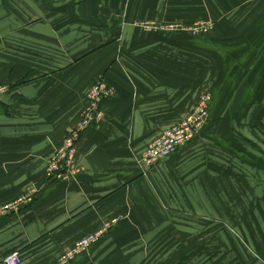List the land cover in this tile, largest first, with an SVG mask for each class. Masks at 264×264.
I'll use <instances>...</instances> for the list:
<instances>
[{"label":"crops","instance_id":"obj_1","mask_svg":"<svg viewBox=\"0 0 264 264\" xmlns=\"http://www.w3.org/2000/svg\"><path fill=\"white\" fill-rule=\"evenodd\" d=\"M150 19L215 27L195 37L137 24ZM101 78L114 94L78 142V174L47 177ZM0 86V203L37 190L0 219V261L17 250L19 264H227L234 250L228 264H264V0H0ZM203 93L202 130L141 166Z\"/></svg>","mask_w":264,"mask_h":264},{"label":"built area","instance_id":"obj_2","mask_svg":"<svg viewBox=\"0 0 264 264\" xmlns=\"http://www.w3.org/2000/svg\"><path fill=\"white\" fill-rule=\"evenodd\" d=\"M206 22H208V20H206ZM159 24L161 30L176 31L180 28V26L176 24L171 26H167L163 23ZM205 24L211 25V23ZM141 25L142 27H152L151 24L147 22H142ZM199 30L201 29L195 26L191 28V33L197 34ZM5 91L6 87L0 86V96ZM113 94V88L102 78L92 84L85 94L86 106L82 110L78 122L66 133L61 145L54 151L47 162V177L62 180H70L76 177L79 172V166L75 161V156L80 136L87 128L99 123L103 119L104 114L101 110V104ZM210 104V94H201L197 104L189 113L177 123L162 130L148 143L139 159L141 166L150 168L158 164L175 154L178 149L195 137L209 118ZM36 191L35 188H30L12 201L0 205V219L17 214L21 209L33 202ZM109 226L110 224H105L102 229L77 240L74 245L63 254L60 261L66 262L86 253L89 248L100 239ZM20 262V252L15 250L4 256L0 264H19Z\"/></svg>","mask_w":264,"mask_h":264},{"label":"rangeland","instance_id":"obj_3","mask_svg":"<svg viewBox=\"0 0 264 264\" xmlns=\"http://www.w3.org/2000/svg\"><path fill=\"white\" fill-rule=\"evenodd\" d=\"M206 20H208V22H206ZM142 22H147L148 24H151V26L152 27H142V25H141V23ZM159 23H163V24H166L167 26H171V25H173V24H176V25H178V26H180V28L178 29V30H176V31H167V30H161L160 28H159V26H160V24ZM205 23H211V25H206ZM139 26H141L142 28H144V29H146V30H152V31H160V32H165V33H184V34H187V35H190V36H195V37H200V36H204V35H207V34H210L213 30H214V27H215V23H214V21L213 20H209V19H198V20H196V21H194V22H192V23H188V24H186V23H184V22H181V21H177V20H168V21H159V20H152V19H150V20H142V21H140V22H138L137 23ZM155 26V27H154ZM195 26H198V28L199 29H201V30H199L198 31V33L197 34H193V33H191V28H193V27H195ZM210 94V93H209ZM211 96V95H210ZM95 125V124H94ZM93 126V125H92ZM204 127V126H203ZM202 127V128H203ZM88 129V128H87ZM200 132V131H199ZM84 133V132H83ZM83 133L81 134V136L83 135ZM66 135V134H65ZM81 136H80V139H81ZM65 137V136H64ZM194 138V137H193ZM192 138V139H193ZM64 139V138H63ZM79 139V140H80ZM191 139V140H192ZM188 142H190V141H188ZM182 148V147H181ZM180 148V149H181ZM180 149H178V151L180 150ZM177 151V152H178ZM176 152V153H177ZM175 153V154H176ZM174 155V154H173ZM172 156V155H171ZM151 168V167H150ZM50 178V177H49ZM55 179V178H54ZM59 180H62V179H59ZM35 199V198H34ZM12 201V200H11ZM34 201V200H33ZM7 202H9V201H7ZM7 202H4V203H0V205H2V204H5V203H7ZM32 203V202H31ZM30 203V204H31ZM29 204V205H30ZM28 206V205H27ZM26 207V206H25ZM24 207V208H25ZM22 210V209H21ZM20 210V211H21ZM19 211V212H20ZM18 212V213H19ZM6 218V217H5ZM2 219V218H1ZM88 235V234H87ZM87 235H85V236H87ZM85 236H83V237H85ZM103 236V235H102ZM101 236V237H102ZM83 237H81V238H83ZM100 237V238H101ZM232 237H234L236 240H237V242H241L242 241V238L240 237V236H236V235H234V236H232ZM81 238H79V239H81ZM233 238V239H234ZM78 239V240H79ZM216 241H217V244H219V243H222V242H225V237L223 236V235H219V236H217L216 237ZM227 246H228V244H227ZM220 248H222V247H220ZM227 254L229 253V252H226ZM21 255V254H20ZM241 257V255L239 254V252H234V250L232 251V253H231V255H230V253H229V260H227L226 262H228V263H230L232 260H236V259H238V258H240ZM221 258L223 259L224 258V256L222 255L221 256ZM75 259V258H74ZM74 259H72V260H74ZM72 260H68V261H66V262H70V261H72ZM66 262H63V263H66ZM227 263V264H228Z\"/></svg>","mask_w":264,"mask_h":264},{"label":"trees","instance_id":"obj_4","mask_svg":"<svg viewBox=\"0 0 264 264\" xmlns=\"http://www.w3.org/2000/svg\"><path fill=\"white\" fill-rule=\"evenodd\" d=\"M208 120H209V118H208ZM208 120H207V122H208ZM207 122H206V124H207ZM206 124H205V125H206ZM205 125H204V126H205ZM201 130H202V129H201ZM201 130H200V131H201Z\"/></svg>","mask_w":264,"mask_h":264}]
</instances>
